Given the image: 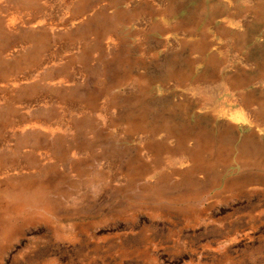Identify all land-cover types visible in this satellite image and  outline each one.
<instances>
[{
    "label": "rangeland",
    "instance_id": "374dc122",
    "mask_svg": "<svg viewBox=\"0 0 264 264\" xmlns=\"http://www.w3.org/2000/svg\"><path fill=\"white\" fill-rule=\"evenodd\" d=\"M0 264H264V0H0Z\"/></svg>",
    "mask_w": 264,
    "mask_h": 264
},
{
    "label": "bare ground",
    "instance_id": "6f19581e",
    "mask_svg": "<svg viewBox=\"0 0 264 264\" xmlns=\"http://www.w3.org/2000/svg\"><path fill=\"white\" fill-rule=\"evenodd\" d=\"M226 90V89H225ZM231 93V92H230ZM250 97V96H249ZM234 102V101H233ZM250 102V101H249ZM241 105V104H240ZM248 111V110H247ZM232 120L233 121H241V120H244V118H243V114H242V112L241 111H237V112H235L233 115H232ZM231 120V121H232ZM230 128V127H229ZM231 130V129H230Z\"/></svg>",
    "mask_w": 264,
    "mask_h": 264
}]
</instances>
